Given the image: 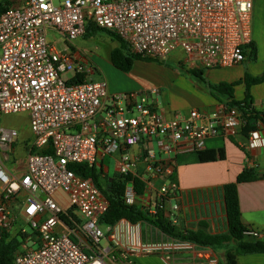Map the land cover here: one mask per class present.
I'll use <instances>...</instances> for the list:
<instances>
[{"label": "built area", "instance_id": "obj_1", "mask_svg": "<svg viewBox=\"0 0 264 264\" xmlns=\"http://www.w3.org/2000/svg\"><path fill=\"white\" fill-rule=\"evenodd\" d=\"M9 1L12 6L0 12V118L27 112L34 135L27 171L13 176L5 162L19 133L0 122V228L10 231L22 219L34 233L21 229L32 247L17 252L14 264H134L151 255L168 262L173 251L193 248L150 240L149 220L102 224L109 209L105 192L123 184L124 204L150 220L162 213L180 225L178 157L202 152L210 138L242 135L243 111L223 104L167 119L154 99L159 87L112 94L48 33L68 43L93 25L116 34L135 54L166 60L182 50L189 70L224 69L246 60L253 0ZM244 146L263 148V132L251 131ZM41 150L50 153L36 152ZM108 159H115L113 176ZM71 164L95 167L99 182L79 176ZM246 234L261 237L256 230ZM204 256L207 264L219 262Z\"/></svg>", "mask_w": 264, "mask_h": 264}, {"label": "crops", "instance_id": "obj_2", "mask_svg": "<svg viewBox=\"0 0 264 264\" xmlns=\"http://www.w3.org/2000/svg\"><path fill=\"white\" fill-rule=\"evenodd\" d=\"M251 39L256 48L255 61H251L253 56L247 51L246 60L240 65L224 69L203 70L204 76L215 84L241 81V84L234 88V97L237 101H242L245 98L246 85L243 81L246 74L253 77L264 74V0H253ZM132 71L129 74H132ZM191 92L193 94H190ZM186 93L192 97L191 102L194 103L190 110L199 109L212 112L226 104L211 97L200 87L197 90L187 88ZM251 95L254 107L263 108L264 83L252 86ZM176 102L178 101L169 98L168 104L161 110L157 102L159 112L165 118L170 119L175 113L184 115L190 111L180 112L179 107L182 105ZM18 133L17 141L12 147L16 163L13 167L6 165V168L13 176L19 177L27 171V157L31 152L34 135L30 123L27 130ZM245 142L246 136L243 134L229 139L214 137L206 141L205 149L198 156L200 160H196L197 155L192 154L178 157L177 181L181 196L179 213L181 223L178 227L180 229L197 230L201 224H204L207 230L213 234L228 231L222 187L236 181L237 176L246 168H254L260 173H264V168L261 166L264 162V147L250 150L244 146ZM1 193L0 185V197ZM238 195L244 226L248 230L259 231L261 233L259 240L264 241V179L239 184ZM10 233L12 236H16L18 232L12 233L11 229ZM145 233L150 240L177 241L169 239L156 227L146 228ZM245 238L250 241L254 240L247 234ZM31 247L30 239H24L17 252ZM222 251L224 252L223 249ZM208 254L216 258L220 255L218 260L223 256V253L215 252L212 249H199L194 245L193 248L173 251L168 262L159 256H140L135 259L140 264H148L152 258L158 259L162 264H207L208 260L204 255ZM237 264H264V254L240 255L237 258Z\"/></svg>", "mask_w": 264, "mask_h": 264}, {"label": "trees", "instance_id": "obj_3", "mask_svg": "<svg viewBox=\"0 0 264 264\" xmlns=\"http://www.w3.org/2000/svg\"><path fill=\"white\" fill-rule=\"evenodd\" d=\"M12 4V1L0 0V12L8 9ZM95 29L99 28L90 25L85 37ZM103 31L108 33L111 38L118 42V47L111 52V62L117 69L130 73L137 61L158 64L164 62L162 60L151 59L133 53L128 45L116 34L106 30ZM247 51H249L253 56V60H255L256 48L252 42L245 47L246 56ZM188 73L199 79L203 85V90H205L211 97L219 102L226 103L232 107H237L243 111L246 122V125L242 128L243 135L248 136L253 130H260L264 133V108L259 109L254 107V101L251 95L252 86L264 83V74L256 77L246 74L243 81L246 85L245 98L242 101H237L234 97V88L241 84V81L215 84L204 78L203 70H189ZM81 80V78H76L73 81L79 82ZM36 152L41 154L50 153L49 150ZM201 153L202 152H198L192 155H197L196 160H200L198 156H200ZM69 168L81 177L92 178L96 183L99 182L98 172L95 167H89L85 164H71L69 165ZM263 179L264 173H260L254 168H246L237 176L236 181L228 183L222 187L228 224V231L225 233L213 234L207 230V227L204 224H201L197 230L180 229L177 225L172 224L164 218L162 213H160L156 219L150 220L147 213L143 212L137 206H128L124 204L122 200L124 191L123 184L114 185L110 193L105 192L109 201V209L102 217L101 223L104 225H112L121 219H127L134 223L141 220H149L154 227L175 240L194 244L199 249H212L215 252L217 249H223V256L218 264H237V258L240 255L264 254L263 240L257 239L250 241L245 238V235L249 230L242 222L238 195L239 184ZM63 219L66 220V216H63ZM33 234L34 233H32V235ZM18 235L21 236L22 241L19 240L17 236H12L10 231L0 228V264H14L15 254L23 240L27 238V235L23 234L21 231Z\"/></svg>", "mask_w": 264, "mask_h": 264}, {"label": "rangeland", "instance_id": "obj_4", "mask_svg": "<svg viewBox=\"0 0 264 264\" xmlns=\"http://www.w3.org/2000/svg\"><path fill=\"white\" fill-rule=\"evenodd\" d=\"M55 3H58V1L55 0ZM48 39L51 42L57 43L61 48L65 46L69 47L78 58V66L91 68V78L94 81L105 80L112 94L129 93L150 89L152 87H159L161 93L159 96H154V99L158 102L160 110L168 104L169 98L170 100L178 101L176 103L182 105L179 107L181 109L180 112L190 110L194 103L191 102L192 97L186 93L187 88L197 90L198 87H200L203 89V85L199 79L188 73L189 68L184 62L185 55L182 50L174 51L168 59L161 64L138 61L133 68L132 74H129L113 66L111 62V52L118 47V42L103 30L95 29L91 31L88 36L72 40L68 43H66L64 39H60L53 31H50L48 33ZM84 60H86V62H84ZM251 61L255 60L252 58ZM72 75V73L66 74L64 78H70ZM204 78L209 81L205 76ZM190 94L193 93L191 92ZM0 122L4 127L13 128L18 132H22L27 130L30 119L27 112H19L2 115ZM18 145H20L19 142ZM0 160L4 161V158L1 156ZM108 160H110V176H113L116 172L115 159ZM5 163L10 167H13L16 163L12 152L10 153L9 160ZM261 166L264 168V162ZM21 229H25L29 234L32 233L31 227L26 224L24 220L18 219L15 226L12 228V233H19ZM18 233L16 236L22 241ZM102 244L103 246H107L108 243L107 241H103ZM217 252L223 253L222 249H217ZM210 254H212V252H210ZM159 257L162 259L161 256ZM119 264L129 263L119 262ZM134 264L140 263H137L135 259ZM148 264L162 263L159 262L158 259L152 258Z\"/></svg>", "mask_w": 264, "mask_h": 264}]
</instances>
